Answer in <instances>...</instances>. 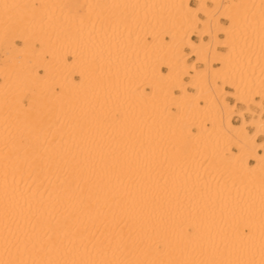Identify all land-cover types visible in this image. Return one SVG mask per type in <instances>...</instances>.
<instances>
[{
	"label": "bare ground",
	"instance_id": "6f19581e",
	"mask_svg": "<svg viewBox=\"0 0 264 264\" xmlns=\"http://www.w3.org/2000/svg\"><path fill=\"white\" fill-rule=\"evenodd\" d=\"M263 103L264 0H0V262L264 264Z\"/></svg>",
	"mask_w": 264,
	"mask_h": 264
},
{
	"label": "snow or ice",
	"instance_id": "6c2138e0",
	"mask_svg": "<svg viewBox=\"0 0 264 264\" xmlns=\"http://www.w3.org/2000/svg\"><path fill=\"white\" fill-rule=\"evenodd\" d=\"M164 43L165 44L168 43L167 37H165ZM71 59H72L71 57H68V61H71ZM68 61H66V63ZM48 72H49V68L42 67V68L37 70V75L40 76L41 79L47 80ZM158 72H159V75L161 76L162 79L169 80L172 76L173 66L171 64L165 65V64L161 63L160 65H158ZM76 79L79 80L80 76H76ZM182 83H183V81H180L177 78V81L171 83L170 87L176 88V87H179ZM54 91L57 94H62V90L59 87H56ZM112 118L116 121H119L122 119V114L119 112H114ZM233 151H235V149H233ZM194 232H195V230L191 226H189L188 232H187V237L189 239L193 238ZM253 232H254V228L250 224L245 223L242 226L238 225L236 228V238L234 240V244L240 245L242 247L247 241H249L252 238ZM48 239L51 240V236H49ZM0 264H3V262H0ZM15 264H26V262L22 261V260H18L15 262ZM32 264H36V262H32ZM213 264H244V262H242V261H235V262L224 261V262H213Z\"/></svg>",
	"mask_w": 264,
	"mask_h": 264
},
{
	"label": "rangeland",
	"instance_id": "374dc122",
	"mask_svg": "<svg viewBox=\"0 0 264 264\" xmlns=\"http://www.w3.org/2000/svg\"><path fill=\"white\" fill-rule=\"evenodd\" d=\"M191 5H192V6H195V4H194L193 2L191 3ZM221 23L224 25V24H225V21L221 20ZM218 37H219L220 40H222V38H223L221 35H219ZM192 39H193L194 41H197V40H198V38L195 37V36H193ZM204 39L207 40V38H204ZM219 51H223V49H219ZM188 52H189V51H188L187 49H184V53H185V54H187ZM191 60H192V59H189L188 62H190ZM185 80H187V79H185ZM224 90H226V91H231V89H229L228 87H224ZM226 100L229 102V104H232V103H233V100L230 99V98H227ZM263 104H264V103H263ZM236 107H237V109H241V108H242V107L239 106V105H237ZM245 119H246V120H249V119H250V116H248V115L246 116V115H245ZM231 122H232L233 124H238L240 121H239L236 117H232V118H231ZM249 132H251V129H249ZM262 140H263V137H259L257 141L260 142V141H262Z\"/></svg>",
	"mask_w": 264,
	"mask_h": 264
}]
</instances>
